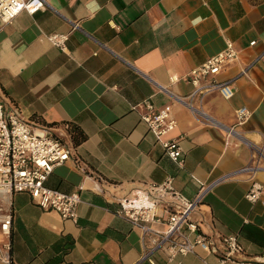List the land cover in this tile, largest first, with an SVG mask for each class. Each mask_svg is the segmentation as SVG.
Masks as SVG:
<instances>
[{
	"label": "crops",
	"instance_id": "crops-1",
	"mask_svg": "<svg viewBox=\"0 0 264 264\" xmlns=\"http://www.w3.org/2000/svg\"><path fill=\"white\" fill-rule=\"evenodd\" d=\"M44 1L42 10L0 21V103L70 148L46 185L76 191L81 202L72 221L15 193L11 259L0 264H219L217 251L201 250L172 260L158 250L141 260L140 229L116 214L117 199L166 176L192 198L200 183L245 166L253 147L264 145V0ZM51 33L68 34L64 50L48 42ZM227 40L238 57L215 78L236 77L233 96L213 90L193 98L191 109L179 100L193 89L186 75ZM144 100L175 119L164 138H180L183 166L142 121ZM243 106L250 115L236 124ZM70 126L84 135L79 143ZM248 187L244 175L221 182L194 217L204 235L236 234L240 259L257 260L264 257V186L256 202L246 200Z\"/></svg>",
	"mask_w": 264,
	"mask_h": 264
},
{
	"label": "built area",
	"instance_id": "built-area-1",
	"mask_svg": "<svg viewBox=\"0 0 264 264\" xmlns=\"http://www.w3.org/2000/svg\"><path fill=\"white\" fill-rule=\"evenodd\" d=\"M45 6L44 0H0V21L8 23L21 11L33 14ZM76 27L78 25L74 23L72 28ZM45 38L51 45L64 50L68 34L51 33L46 34ZM254 43L253 40L249 44ZM237 57V48L227 40L220 52L188 72L186 77L193 89L179 100L193 109V98L201 99L213 90L225 99L231 98L236 77L219 81L215 76ZM249 65L242 67L238 76L246 75ZM143 106L146 112L141 115L142 121L161 141L166 156L178 166H183L180 138H164L176 127L168 108L156 111L148 100L143 101ZM235 115L236 124H241L248 119L250 111L244 106L239 107ZM234 132L233 127L228 128L227 136ZM252 152L250 163L200 183L192 198L184 196L174 187L172 176H166L160 183L134 187L127 195L118 198L116 214L140 229L143 245L140 259L149 260L158 250L164 252L168 260L201 250L205 253L217 251L219 264H264V257L257 260L240 259L244 248L236 234L211 236L201 233L199 222L194 217L206 195L215 186L237 175L246 176L249 183L246 200L256 202L259 199L264 186V181L258 179L260 174H264V145L253 147ZM69 158L70 148L48 126L26 120L16 108L6 109L0 103V261L10 262L11 259L12 197L15 193L25 192L42 210H53L62 219L76 221L77 207L81 202L78 192H63L46 185L53 168ZM157 224L163 227H155ZM203 263L208 264L205 259Z\"/></svg>",
	"mask_w": 264,
	"mask_h": 264
},
{
	"label": "trees",
	"instance_id": "trees-1",
	"mask_svg": "<svg viewBox=\"0 0 264 264\" xmlns=\"http://www.w3.org/2000/svg\"><path fill=\"white\" fill-rule=\"evenodd\" d=\"M70 132L72 135V139L75 143H79L81 140L84 139V135L77 127L70 126Z\"/></svg>",
	"mask_w": 264,
	"mask_h": 264
}]
</instances>
